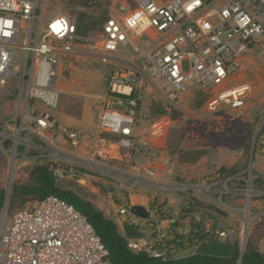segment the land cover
Masks as SVG:
<instances>
[{"label":"built area","instance_id":"1","mask_svg":"<svg viewBox=\"0 0 264 264\" xmlns=\"http://www.w3.org/2000/svg\"><path fill=\"white\" fill-rule=\"evenodd\" d=\"M77 26V11H47L45 0H0V80L11 75L19 78L20 130L41 138L57 133V159L70 164L69 168L57 165L53 169L58 178L78 176L73 166L97 173L108 179L98 182L115 189L109 203L117 220L139 229L153 225L158 221L157 210L133 200L134 196L143 198L156 186L155 172L145 163L161 151L152 139L162 135L161 118L141 125L143 116L149 115L143 112L147 94H156L165 110L174 108L179 96L193 88L209 95V107L242 106L249 85H225L253 47L260 45L264 52V0H112L95 49L102 62L112 65L97 128L115 139L100 138L108 147L94 152L100 159L65 148L68 144L77 147L82 136L47 110L58 104L56 83L64 62L80 50ZM127 47L131 51H126ZM15 48L21 50L20 55ZM125 54L127 58H122ZM17 57L22 65L15 68ZM106 158L116 163L109 165ZM135 205L144 206L147 215H136L131 209ZM200 235L203 238L196 244L220 238L234 240L232 231L215 228ZM127 245L161 259L180 257V251L188 246L185 243L176 248L161 235L157 239L127 237ZM173 251L179 254L173 256ZM0 264L112 263L89 219L73 204L50 194L10 214L3 202Z\"/></svg>","mask_w":264,"mask_h":264},{"label":"rangeland","instance_id":"2","mask_svg":"<svg viewBox=\"0 0 264 264\" xmlns=\"http://www.w3.org/2000/svg\"><path fill=\"white\" fill-rule=\"evenodd\" d=\"M111 1L45 0L47 11H77L81 35L80 50L67 57L58 74V104L47 110L61 124L82 136L77 147L71 144L64 147L95 159H100L94 154L97 149L108 148L100 138L115 139L111 134L100 133L97 128V114L107 91V77L112 65L102 62L95 48L100 44L103 17ZM81 15L83 21H80ZM18 42H22V36ZM127 50L131 51L129 47ZM15 52L21 54L19 48H15ZM21 65L22 61L17 57L15 68ZM183 68L188 69L187 62ZM18 79L11 75L0 80V189L5 192L3 202L6 201L9 214L36 200L28 198L23 202L11 197L13 185L29 182V174L36 165L44 163L53 169L57 165L70 167L69 163L57 159L56 132L41 138L29 130H20ZM242 83H247L250 90L240 107L227 104L209 107L206 104L209 95L200 88H193L179 96L174 108L157 114L153 109L157 104L161 105V100L154 93L147 94L143 112H149V115L143 116L141 125L145 127L151 118H161L162 135H154L152 139L163 153L166 167L161 175L154 173L156 186L146 191L143 198L133 197L159 213L158 221L153 225L140 227L146 238L157 239L161 235L167 240L174 235L185 237L191 228L200 233L215 228L232 231L233 241L237 240L241 247L249 187L251 199L246 240L252 234L254 246L264 255V52L260 45L243 56L242 67L229 76L225 86ZM40 108L45 109L43 105ZM248 142L253 144L251 174L248 158L245 169L234 176L224 175L225 167L238 160L246 161L242 152ZM104 161L109 165L116 163L111 158ZM73 167V171L79 172L78 176L59 178L58 184L90 200L107 217L114 219L122 232L123 221L113 216L114 208L109 203V195L116 194L115 189L98 182H108V179ZM11 200L15 201L14 208L9 206ZM118 206L116 202L115 207ZM170 254L177 256L179 252Z\"/></svg>","mask_w":264,"mask_h":264},{"label":"trees","instance_id":"3","mask_svg":"<svg viewBox=\"0 0 264 264\" xmlns=\"http://www.w3.org/2000/svg\"><path fill=\"white\" fill-rule=\"evenodd\" d=\"M82 16V15H81ZM80 16V21H83V16ZM107 17V12L103 17V21ZM78 31L80 25L77 26ZM155 113H164L166 110L160 105L153 109ZM252 143H246L243 153L245 162L240 160L236 161L232 166L225 167L223 174L226 176H234L246 167L247 159L250 156ZM30 181L27 183H16L12 187L11 197L18 198L21 201H26L28 198L36 200L42 199L47 195L54 194L67 202L74 205L94 227L97 234L100 236L102 242L109 250V257L112 264H264V255L254 246L252 234H249L245 249L238 262L240 254V245L237 240L232 241L234 245L233 254L230 257H220L195 253L186 257H169L161 259L152 257L145 251H134L127 245V237H139L142 235L139 228L129 224L127 221L122 220V232L119 230L117 222L107 217L103 211L97 209L90 200L83 198L76 193L73 189L62 187L58 184L59 178L54 174L53 168L47 164L36 165L29 174ZM255 179L253 185H255ZM4 190L0 189V208L3 204ZM14 200L9 201V206L14 208ZM22 207L12 210L10 213ZM179 237L177 241L176 238ZM200 232L194 231L192 228L188 235L185 237L174 235L172 239H165L169 244H174L176 248H181L185 243L187 245L196 244L202 240ZM217 240V239H211Z\"/></svg>","mask_w":264,"mask_h":264},{"label":"water","instance_id":"4","mask_svg":"<svg viewBox=\"0 0 264 264\" xmlns=\"http://www.w3.org/2000/svg\"><path fill=\"white\" fill-rule=\"evenodd\" d=\"M252 152H253V144L251 145L250 150V156H249V168H250V174L252 172ZM247 193V214H246V222H245V233L243 237V242L240 247V254L238 257V262H240V257L242 256L245 244H246V235H247V229L249 225V213H250V199H251V188L248 187L246 190ZM248 193L250 195H248ZM132 211L141 217H145L147 215L146 208L141 205H135L132 208ZM234 251V245L232 242H228L226 240H210L205 241L199 244H191L185 247L180 251V257H186L195 253L205 254V255H212V256H220V257H230L233 254Z\"/></svg>","mask_w":264,"mask_h":264},{"label":"crops","instance_id":"5","mask_svg":"<svg viewBox=\"0 0 264 264\" xmlns=\"http://www.w3.org/2000/svg\"><path fill=\"white\" fill-rule=\"evenodd\" d=\"M145 165L149 168V169H153V171L155 172V174H162V171H164L166 165H165V157L163 155V153L160 152L159 156L149 162H146Z\"/></svg>","mask_w":264,"mask_h":264},{"label":"bare ground","instance_id":"6","mask_svg":"<svg viewBox=\"0 0 264 264\" xmlns=\"http://www.w3.org/2000/svg\"><path fill=\"white\" fill-rule=\"evenodd\" d=\"M11 177V176H10ZM246 193H247V191H246ZM248 195H250L249 193H248Z\"/></svg>","mask_w":264,"mask_h":264}]
</instances>
